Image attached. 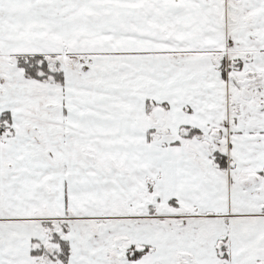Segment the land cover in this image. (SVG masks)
Segmentation results:
<instances>
[{"label": "snow or ice", "instance_id": "6c2138e0", "mask_svg": "<svg viewBox=\"0 0 264 264\" xmlns=\"http://www.w3.org/2000/svg\"><path fill=\"white\" fill-rule=\"evenodd\" d=\"M0 264H264V0H0Z\"/></svg>", "mask_w": 264, "mask_h": 264}]
</instances>
